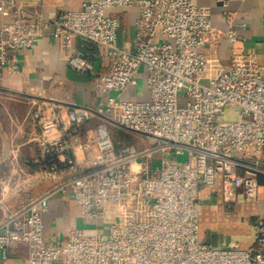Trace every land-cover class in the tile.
Returning <instances> with one entry per match:
<instances>
[{"label":"built area","instance_id":"2783aa9c","mask_svg":"<svg viewBox=\"0 0 264 264\" xmlns=\"http://www.w3.org/2000/svg\"><path fill=\"white\" fill-rule=\"evenodd\" d=\"M113 7L139 10L134 51L118 44V18L106 13ZM0 12L6 18L0 27V79L21 70L19 52L36 44L41 29L62 43L72 70L92 71V55L69 52L76 39L85 40L97 48L102 70L96 84L110 93L101 103L104 122L159 141L141 150L117 149L104 123L82 136L92 108L33 100L39 152L32 160L35 170L24 173L18 185L52 186L18 207L0 190L4 258L25 246L22 264H264V212L253 222L254 248H216L199 237L202 186L220 180L225 204L241 192L261 204L264 66L253 53L235 55L229 67L221 64L217 44L236 39L234 27L217 31L209 9L192 0H88L83 9L56 18L0 0ZM142 67L149 98L114 96L139 84ZM227 107L240 118L221 122ZM186 153L181 165L172 162L171 154ZM58 193H73L86 219H114L108 235L77 227L61 244L47 243L44 218Z\"/></svg>","mask_w":264,"mask_h":264},{"label":"crops","instance_id":"0c3cea01","mask_svg":"<svg viewBox=\"0 0 264 264\" xmlns=\"http://www.w3.org/2000/svg\"><path fill=\"white\" fill-rule=\"evenodd\" d=\"M15 1L50 18H56L64 12L83 9L88 0ZM192 1L209 9L212 24L217 31L226 32L234 27L238 32L236 39L223 38L217 44V56L224 67H229L235 55L240 53L256 54L259 63L264 66V0ZM106 13L118 18V44L134 51L139 10L136 7H113L107 9ZM5 20L0 12V27ZM79 50L95 58L92 71L79 73L72 70L67 64L62 43L53 38L48 29H41L36 44L19 52L21 70L17 73L5 72L0 79V190H4L12 207L28 202L52 186L50 182H42L28 189H20L18 185L24 173L35 170L32 160L39 152L34 140L37 130L30 115L33 100L58 101L95 110L93 116L82 125L84 138L103 124L101 103L108 99L110 93L96 84L102 70L96 59L97 48L85 40L76 39L69 52ZM141 69L144 70L143 67ZM130 94L149 98L147 87L139 92L133 90ZM160 157V154L155 155V165ZM262 159L264 164V151ZM258 199L260 206L257 202L246 200L241 192L237 200L225 204L220 180L202 186L199 191L200 241L216 248H254L256 234L253 222L258 214L264 212V175L259 177ZM74 204L69 194L58 193L50 200L44 218V238L47 243L56 244L55 237L63 232L60 223L73 220V212L76 210ZM68 233L59 244L67 239ZM27 256L25 246L11 249L6 258L0 250V264H22Z\"/></svg>","mask_w":264,"mask_h":264},{"label":"rangeland","instance_id":"374dc122","mask_svg":"<svg viewBox=\"0 0 264 264\" xmlns=\"http://www.w3.org/2000/svg\"><path fill=\"white\" fill-rule=\"evenodd\" d=\"M144 68V67H143ZM139 84L134 87H130L126 89L125 91L121 93H114V96H118L119 98H126V99H140V97L137 96H131L130 92L135 91L139 92L142 88L146 87V74L145 69H140L139 72ZM144 98V97H143ZM219 120L221 122H228V121H234L240 118V112L234 109L233 107H227L225 109V113L223 115H219ZM106 124L107 130L110 133V136L116 145L117 149H121L123 146H129L133 145L138 150L144 149L145 147H151L153 145H157L159 141L151 136L141 135L138 133H134L131 131H127L125 129H121L119 126L108 123V122H102ZM188 159V154L184 155H177V154H171V160L175 164L181 165L184 161ZM71 195L73 199L74 205H76V210L73 212V220L70 222H61L60 225L63 226V232L60 233V235L55 237L56 244H59L60 241L64 239V236L71 228H83L86 233L92 234L94 231L99 230L102 232L103 235H108L110 226L114 222V219H105V220H90L84 218L82 214L81 207L76 203L74 194ZM74 207V208H75ZM2 211L0 210V219L2 218Z\"/></svg>","mask_w":264,"mask_h":264}]
</instances>
